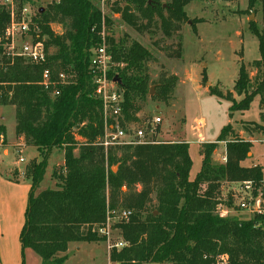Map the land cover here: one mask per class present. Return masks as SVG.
<instances>
[{
  "label": "trees",
  "instance_id": "obj_1",
  "mask_svg": "<svg viewBox=\"0 0 264 264\" xmlns=\"http://www.w3.org/2000/svg\"><path fill=\"white\" fill-rule=\"evenodd\" d=\"M99 1L57 0L37 13L38 31L33 36L45 51V62L37 65L18 56L10 64L2 63L9 15L0 8V105L13 107L15 134L37 150L25 170L30 191L19 233L22 250H33L40 264H64L69 243L102 241L97 229L105 223L107 211L124 209L130 211L128 221L114 225L124 246L109 251L111 262L210 264L217 255L227 254L229 264H264V226L255 225L264 222V216L220 217L215 213L221 181H258L261 176L260 166L242 165L252 143L229 139V123L216 139L226 141V163L212 166L210 155L216 143L205 144L200 169L192 179L186 142L153 139V143L106 148L101 144L105 127L114 120L105 121L102 101L94 93L89 68L92 50L104 42L116 64L107 76L116 77L122 97L117 120L123 129L136 120L137 100L149 94L146 63L152 55L138 41L128 46L115 41L109 33L111 21L102 13ZM119 1L113 5L114 12L137 29H148L158 21L163 35L170 37L182 22H189L184 7L192 0H122V8ZM256 5L263 9L262 27L250 23L249 28L257 39L259 59L252 65L259 81L248 90L250 77L240 64L233 91L241 98L237 101L227 92L229 116L248 110L255 96H259L260 109L264 106V0H247V10L254 11ZM53 22L61 24L63 31L55 33ZM45 69L51 71L54 82L61 72L67 76L65 83L55 86L58 95H51L41 85ZM175 79L163 78L156 96L167 98ZM208 93L223 97L216 86H209ZM252 125L264 138L263 112L260 123ZM4 132L0 125V136ZM53 148L63 151V163L52 172L55 186L36 193ZM123 186L127 191L121 190Z\"/></svg>",
  "mask_w": 264,
  "mask_h": 264
},
{
  "label": "rangeland",
  "instance_id": "obj_2",
  "mask_svg": "<svg viewBox=\"0 0 264 264\" xmlns=\"http://www.w3.org/2000/svg\"><path fill=\"white\" fill-rule=\"evenodd\" d=\"M115 1L118 0L98 2L102 13L111 21V36L115 41L120 40L124 46L133 40L138 41L152 55L146 66L149 88L152 87L153 93L143 100H137L138 111L134 113L136 120L127 125L129 134L133 135V131L141 129L147 133L146 138L149 140L187 143L198 141L197 134L200 133L203 139L201 143L188 144L192 161L190 177H194L200 169V153L205 144L216 143L210 155L211 165H223L219 162V156L226 153V141L223 144V141L216 139L220 129L229 121L230 102L226 100L227 92L237 101L241 98L233 91L240 64L245 65L250 77L248 90L259 81L257 69L252 65V61L259 59L257 39L251 33L249 24L255 23L258 28L262 27L261 6L256 5L253 11L247 10V0H192L184 7L189 22H182L177 31L166 37L158 21L148 29H137L125 23L120 13L113 10ZM124 4L122 0L118 3L120 8ZM40 5L45 7L46 3ZM50 25L55 33L63 31L61 24L53 22ZM18 46L19 42L16 50ZM202 73L206 81L202 80ZM171 76L176 78V82L169 95L167 98H158L156 93L160 81ZM209 86H216L223 97L210 95ZM260 112L264 113V106L260 109L259 96H255L243 115L236 111L231 117L232 134L229 139L237 137L252 143L247 159L242 162L244 166L264 165V138L252 125V122L260 123ZM155 117L161 120L154 125L155 134H150L145 130V124H153ZM199 120L203 122L200 129L197 126ZM0 125L5 127L4 135L0 136V261L1 264H40L37 254L30 248L22 250L19 241L30 191V181L26 178L25 170L37 156V150L34 146L18 144L12 106L0 105ZM4 148L8 152H2ZM62 159L63 151L53 148L36 193L54 188L52 172L61 164ZM113 169L116 170L115 167ZM236 185L237 182L221 181L216 194L217 201L221 199L229 210L232 208L230 217L247 218L248 214L233 206L234 198L230 193ZM121 190L124 192L127 188L123 186ZM112 222L109 237H104L102 241L70 243L64 264H118L111 262L108 257L112 245L122 241L120 230Z\"/></svg>",
  "mask_w": 264,
  "mask_h": 264
},
{
  "label": "built area",
  "instance_id": "obj_3",
  "mask_svg": "<svg viewBox=\"0 0 264 264\" xmlns=\"http://www.w3.org/2000/svg\"><path fill=\"white\" fill-rule=\"evenodd\" d=\"M57 0H0V8L4 9L9 15V21L3 32L5 52L2 54V63L10 64L15 56L21 57L25 62L30 64H42L45 62V51L43 43L35 40L33 34L37 33V25L34 21L37 13L43 8L41 3H51ZM19 42L18 49L17 43ZM116 64L113 63L112 57L107 53L104 42L101 46L95 48L90 56V72L95 85L94 93L102 101L103 116L106 119L112 117L114 123L109 127H105L101 144L106 148L108 146L136 145L153 143V139L146 138L147 133L141 129L133 131V135L129 134L128 128L123 129L117 117L121 113L122 97L119 93L113 79H109L108 71L113 69ZM121 66V65H120ZM67 76L64 73L57 74L56 81L51 78V71L43 70L41 74V85L44 89L51 91V95H58L59 91L55 87L58 84L66 82ZM159 117L154 118V123H146L145 130L150 134L154 133V125L160 122ZM198 128L203 127V122L198 121ZM147 125V128H146ZM198 129V130H199ZM198 141H203L200 133L197 134ZM225 144V141L222 142ZM264 143V139H263ZM21 161L22 159L19 158ZM227 161L226 153L219 156V162L225 164ZM256 166V165H254ZM261 167V176L258 181L243 180L237 182L232 189L230 196H233V206L238 211L248 214L249 217L264 216V165ZM222 200H226L222 199ZM232 208L226 207L221 199L215 205V213L220 217H228ZM130 211L124 209H113L107 211L105 223L98 227L97 233L103 237H109L112 220L117 223L119 221H128ZM255 225H263L264 222H257ZM124 246L123 241H117L112 247L121 248ZM210 264H229L227 254L217 255Z\"/></svg>",
  "mask_w": 264,
  "mask_h": 264
},
{
  "label": "crops",
  "instance_id": "obj_4",
  "mask_svg": "<svg viewBox=\"0 0 264 264\" xmlns=\"http://www.w3.org/2000/svg\"><path fill=\"white\" fill-rule=\"evenodd\" d=\"M262 12H263V9H262V7H261V14H262ZM239 112V111H238ZM245 112V111H244ZM244 112H239L241 115H243L244 114ZM233 114H234V112L232 113V115L231 116H229V114H228V116H229V121L227 122V123H229L230 125H231V117L233 116ZM254 121V120H253ZM5 128V127H4ZM16 138H17V142H18V144L19 145H22V146H31V145H26L25 143H24V141H23V138L22 137H18L17 135H16ZM188 144H190V143H201V142H199V141H190V142H187ZM8 152L7 151V149L6 148H4L3 150H2V152ZM63 163V159H62V162H61V164ZM61 164H59V165H61ZM189 178L190 179H192L193 178V176L192 177H190V173H189ZM70 244V243H69Z\"/></svg>",
  "mask_w": 264,
  "mask_h": 264
},
{
  "label": "water",
  "instance_id": "obj_5",
  "mask_svg": "<svg viewBox=\"0 0 264 264\" xmlns=\"http://www.w3.org/2000/svg\"><path fill=\"white\" fill-rule=\"evenodd\" d=\"M42 10V8L40 9V11ZM113 81L114 82H116V77L113 79ZM153 93V89H152V87H150L149 88V95H151ZM112 170H114L113 168H112Z\"/></svg>",
  "mask_w": 264,
  "mask_h": 264
}]
</instances>
